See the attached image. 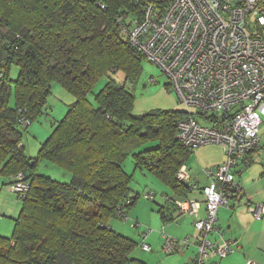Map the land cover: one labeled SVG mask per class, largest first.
<instances>
[{"label": "trees", "instance_id": "obj_1", "mask_svg": "<svg viewBox=\"0 0 264 264\" xmlns=\"http://www.w3.org/2000/svg\"><path fill=\"white\" fill-rule=\"evenodd\" d=\"M170 1L0 0V175L14 179L22 172L30 184L27 196L17 197L22 209L12 235L0 236V264H144L131 258L135 241L109 227L139 198L123 167L129 157L181 198L166 197L165 207H176L195 190L176 179L195 151L178 140L177 122L207 118L198 111L134 113L126 84L136 81L146 58L116 21L142 20L148 5ZM13 65L20 68L15 80ZM120 71L125 84L111 78ZM105 76L106 86L92 101ZM53 83L75 101L37 156L29 157L24 132L45 113ZM42 161L71 173V182L40 175Z\"/></svg>", "mask_w": 264, "mask_h": 264}, {"label": "built area", "instance_id": "obj_2", "mask_svg": "<svg viewBox=\"0 0 264 264\" xmlns=\"http://www.w3.org/2000/svg\"><path fill=\"white\" fill-rule=\"evenodd\" d=\"M116 21L130 46L166 75L187 112L194 108L207 118L205 122L193 116L178 120L182 146L188 151L210 145L224 149L226 161L205 170L210 179L204 188L206 217L199 219L201 203L196 200L176 201V207L179 214L197 218L195 225L201 233L197 257L190 264H206L211 256L225 257L233 252L231 247L213 243L208 236L217 229L219 210L230 207L241 192L242 161L263 148L259 133L264 116V0H171L148 5L142 20L118 16ZM176 179L193 186L186 166ZM6 190L25 198L30 191L25 174L19 173ZM154 198V193L146 195L148 200ZM248 211L260 220L264 206L250 205ZM122 219L130 221L127 215ZM131 226L136 228L138 223ZM141 247L151 251L146 243ZM175 248L176 241L167 238L165 251Z\"/></svg>", "mask_w": 264, "mask_h": 264}, {"label": "crops", "instance_id": "obj_3", "mask_svg": "<svg viewBox=\"0 0 264 264\" xmlns=\"http://www.w3.org/2000/svg\"><path fill=\"white\" fill-rule=\"evenodd\" d=\"M209 147L210 149L208 150H213L214 154L206 158L205 170L216 168L226 161V157L222 154L223 150L219 145L204 146L199 149L202 150ZM194 155L195 151L183 166L188 168L193 179V184L196 186L195 190L189 194L188 199L201 203L199 219L203 220L206 217V208L202 191L209 185L210 179L206 175L205 170L200 168V163L195 164L193 162ZM258 155V153L250 154L243 160V171L238 175V181L242 188L241 192L231 201L230 207H223L219 210L217 229L208 236V239L213 243L229 245L233 252L225 257L211 256L206 264H249L251 262L264 264V214L262 215V219L257 220L248 211V206L250 205L256 206L257 209H261L264 206V165L262 164L264 159L261 162L259 159L260 155ZM43 162L47 161L40 163ZM196 166L197 168H195ZM67 177L70 181L72 174L65 175V179ZM12 180L14 179L4 178L0 175V213L2 214L0 217L5 218L3 220L0 219V235L5 237L13 231V223H15V219L19 216L22 209V207L20 209L19 207H12L11 202L13 197L4 192V184L7 185ZM69 181L65 180L64 183H69ZM170 193L172 194L170 195V199L166 196L169 200L181 199L172 190ZM8 200H10V203H8ZM165 205L156 209L144 207V217L138 213H134L132 211L134 207H132L127 213L130 219L129 222H125L122 218H114L118 220L122 219L125 223L131 225L134 222L138 223V227L133 228V230L138 229L140 242L141 239L146 244L150 241V244H148L151 248L150 252H145L141 247L142 244L140 245L139 243V247L144 254L154 253V258H151L150 262L145 258H140L141 260L131 258L144 264H150L154 260H162V264L193 263L197 257L198 245L201 239V233L195 225L197 218L176 213L178 212L176 207H165ZM160 210L164 211L166 217L159 213ZM7 216L9 219H7ZM167 218H169L168 221ZM116 226L117 224L112 219L109 222V227L116 229ZM146 227H150L153 230L145 231ZM167 238L176 241V248L173 252L168 253L163 248L167 255L178 253L172 262L163 259L162 247L166 243ZM185 240H188V243H184ZM135 243L136 245L132 252L138 245V242L135 241Z\"/></svg>", "mask_w": 264, "mask_h": 264}, {"label": "rangeland", "instance_id": "obj_4", "mask_svg": "<svg viewBox=\"0 0 264 264\" xmlns=\"http://www.w3.org/2000/svg\"><path fill=\"white\" fill-rule=\"evenodd\" d=\"M19 71L20 68L18 66L13 65L11 67L10 77L12 80H15L17 78ZM111 78H113L119 84H125V74L121 71L111 75ZM152 79H155L156 82H152ZM107 82V76L99 79V81L94 87L93 93L89 96L92 101H94V96L98 94L102 89H104ZM126 88L127 90H129V92L133 94L135 98V114L143 115L151 112H167L180 110L187 112L186 106L179 102L175 92L170 87V82L166 75L157 66H155L148 60H145L142 63L141 72L139 71L136 81H130L129 83H127ZM74 101L75 97L69 92H67L64 88H62L60 84H52V90L48 98L47 109L45 110V113L41 115L38 121L33 123L24 132L23 144L25 145L28 156H37L41 144L44 143L47 138L51 135L57 122L65 117L70 106L72 105V103H74ZM14 104L15 101L13 95L10 100V105L14 106ZM190 113L197 115V110L193 108L191 109ZM262 120L263 125L261 126L259 136L261 138L262 147L264 148V116H262ZM263 148L258 153L260 155L259 159L261 160V162L264 159ZM208 149H210V147L204 148L202 150H200L199 148L195 150L193 162L195 164L200 163V168L203 170H205L204 168L206 167V158L214 154L213 150ZM222 150L223 156L226 157L223 148ZM123 167L125 172L132 177L131 188L134 191L132 193L133 196L139 195L137 203L132 209L134 213H138L140 216L144 217V207H153V209H156L157 207L168 203V199L166 198V196H168L169 199L171 198V190L162 180H160L155 175L151 174L149 171H141V169L137 167L136 161L133 157H129L124 163ZM38 168V172L40 174L45 175L46 177H50L56 181H69L68 177L67 179H65V175H71L69 172H66L58 168V166H55L48 162L40 163ZM195 168H197V166ZM69 182H71V179ZM3 189L5 190V193L13 197L14 200L12 199L11 202L12 207H19L20 209L21 202L18 201L17 196L10 194L8 190H6V187H4ZM149 193L155 194L154 200L146 199V195ZM8 203H10V200H8ZM0 215L2 214L0 213ZM0 219L3 220L5 218L0 217ZM7 219H9L8 216ZM113 222L117 224L116 229H113L114 231L126 237H131L133 240L138 242V245L131 253L132 258L138 260H141L140 258H145L148 260V262H150L151 258H154V253L144 254L141 251L139 243L141 245L144 241L141 239L140 242V237L138 236V229L133 230L131 224L125 223L122 219H113ZM150 229L153 230L150 227H146L145 231H149ZM12 232L13 231H11L6 237H10L12 235ZM147 244H150V241L147 242ZM164 247L165 243L162 247L163 259L172 262L178 253L167 255L164 252L165 249L163 250ZM150 264H162V260H154Z\"/></svg>", "mask_w": 264, "mask_h": 264}, {"label": "bare ground", "instance_id": "obj_5", "mask_svg": "<svg viewBox=\"0 0 264 264\" xmlns=\"http://www.w3.org/2000/svg\"><path fill=\"white\" fill-rule=\"evenodd\" d=\"M155 199V198H154Z\"/></svg>", "mask_w": 264, "mask_h": 264}]
</instances>
